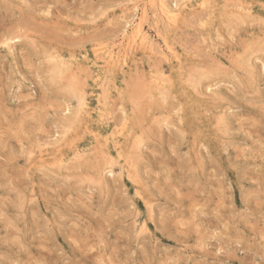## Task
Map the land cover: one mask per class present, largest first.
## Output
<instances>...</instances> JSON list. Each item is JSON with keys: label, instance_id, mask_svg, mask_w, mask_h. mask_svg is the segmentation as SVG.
<instances>
[{"label": "rangeland", "instance_id": "rangeland-1", "mask_svg": "<svg viewBox=\"0 0 264 264\" xmlns=\"http://www.w3.org/2000/svg\"><path fill=\"white\" fill-rule=\"evenodd\" d=\"M0 264H264V0H0Z\"/></svg>", "mask_w": 264, "mask_h": 264}, {"label": "bare ground", "instance_id": "bare-ground-1", "mask_svg": "<svg viewBox=\"0 0 264 264\" xmlns=\"http://www.w3.org/2000/svg\"><path fill=\"white\" fill-rule=\"evenodd\" d=\"M202 6H203V5H202ZM174 10H175V9H174ZM128 25H129V24H128ZM135 25H136V24H135ZM137 25H138V27H135V29L138 28V33L142 35V33H143V30H142V24L138 23ZM139 34H138V35H139ZM138 37H139V36H138ZM144 39L146 40V38H143L142 43L144 42ZM110 55H111L110 59H112L111 61H113V60L115 61V57H114V55H113L112 53H111ZM110 55H109V56H110ZM116 56H118V55H116ZM108 58H109V57H108ZM116 59H117V58H116ZM116 63H117V62H116ZM122 64H123V63H122ZM110 66H111V65H110ZM103 69H104V68H103Z\"/></svg>", "mask_w": 264, "mask_h": 264}]
</instances>
